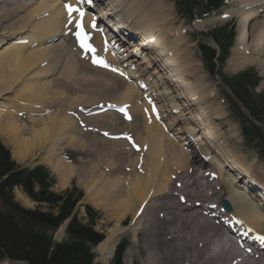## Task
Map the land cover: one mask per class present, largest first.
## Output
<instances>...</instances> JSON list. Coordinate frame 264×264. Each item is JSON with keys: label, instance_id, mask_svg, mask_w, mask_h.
I'll return each mask as SVG.
<instances>
[{"label": "bare ground", "instance_id": "1", "mask_svg": "<svg viewBox=\"0 0 264 264\" xmlns=\"http://www.w3.org/2000/svg\"><path fill=\"white\" fill-rule=\"evenodd\" d=\"M66 1L70 2L72 5L78 4V0H66ZM236 1L238 2L237 9L226 12L223 15V17H227L228 15L235 13L236 15L239 16V20L241 21V27L236 37V43L233 45V48L231 49V54L226 62L228 63V65L231 63V62L229 63V61L235 62V60L237 59L238 61H240L241 58L242 60L244 59L245 61H247L248 59L246 56H249L248 55L249 53L246 54V51L248 50V48L254 47L252 46L254 45L253 43L254 40L258 39L260 41L259 44L264 41V20L260 19V18L264 19V0H239V1L236 0ZM60 3H61V0H15V1L14 0H0L1 10H3L4 8L7 9L12 5L14 6L15 4H19L22 7V8L20 7L21 10L24 7L23 4L27 6H31L24 11L20 10L21 12H23L22 15L27 16L26 18L27 24L23 26L20 23L21 25L19 24L18 26L17 23H19V21L17 20L18 22L16 24H17V27L19 28L13 27V25L11 24L12 18L10 14L7 13L5 10L2 11V14L0 15V48H1L0 51H4L8 49L10 50L12 54L17 55L19 58L20 56H24L22 59L29 60L28 66L33 65V62L35 60L34 54L27 52L25 47H20V48L10 47L9 44H7V42L5 41L7 38L9 39L10 42H13V41L21 42L22 41L21 39L30 40L32 33L36 35L37 37H39L40 40L44 39V41H42L41 43H38L35 47V54L37 56H40L43 54L47 56L55 55L56 53H53L54 51H57V54H59L61 51H64L62 48H59L57 45L55 46L46 45L47 40L51 38L54 39L55 37L59 38L60 36H63L65 34L64 29L66 28L69 30V32L72 35H74L73 24H69L67 22V17L64 15L62 5ZM137 5H138L137 0H95L94 2V6H96L99 9L103 8L102 10H99V11H100V15L102 19L106 20V24H111L113 21H115V15H114L115 12L117 13L118 16H121L120 21L123 26L122 35L124 36V38L130 35V37L132 38L134 37L138 43L129 42L130 46H124V43L119 42L121 41L120 39H117L111 33L106 32L107 31L106 24L105 26L103 25L104 26L103 36L100 35V33L98 32H92L89 30L87 31V33L90 34V38L88 42L91 43L93 47L95 48L96 50L95 55L97 57H102L105 61H107L106 59L107 56H113V63H114L115 69H118L117 74H119L121 77H123L126 80V82L129 83L128 86H126L128 88L127 89L128 91L127 92H125L126 90L123 91V94L127 97L125 98L124 96L123 98H125L126 100L125 99L122 100L121 98L118 99L115 97V96H118V92H117L118 90L117 89L114 90L117 93V95H114V92L109 84L112 82V80L109 77L111 73L104 72L103 70L104 66L99 65V64H94L92 62L93 55L91 52H85V53H89L90 58H91V67L86 65L87 66L86 69L87 71H90L93 74L100 73L99 76H101L103 78L102 80L105 81L103 85H100V88L102 91H104L105 96L110 95V97H108L110 99L108 100L107 98L106 102H104L103 100L104 102L103 103L101 100V99H106L105 96L99 97L100 99L97 98V102L98 101L100 102L101 100L100 103L103 106L106 103L117 104V105L125 104L127 105L128 109L130 110V113L133 116H138L136 111H139V109L141 111L142 108H145L142 106L143 105L146 106L145 104L142 105V102L140 103V100L143 97L144 98L143 102L148 101L149 103L154 105L159 121H163L166 123L159 125V123L156 120H154V118L152 119V116H150L151 114L146 113L147 111L143 109L144 114H146L145 116L148 117V125H146L147 127L145 126L147 130L146 128L144 129L152 137L150 138L148 134H144L142 136V139L144 136L145 137L147 136V138L144 137L145 139L141 141L140 140L141 136L139 137L133 134L135 142L140 141V142H143V144L140 143V145L142 144L143 146L144 144H146L147 146V149L142 156L144 158V162L139 167L142 170L141 171L139 170L140 172H138L137 175H135L134 179H131L130 181H128L127 184L125 183L126 187L125 186L122 187L121 185L122 183L120 185L119 184L116 185V186L119 185L117 189L118 192H120L121 194L123 193L122 195L125 194L124 196H127V198L134 197L135 200H133L132 203L128 202L129 204L125 208L123 207L124 214L122 213V210L120 211L118 209V211H120L119 212L120 217L117 223L115 224L114 227L108 230L107 235L105 236L106 238L105 239L103 238L104 240L101 239L100 243L98 242L96 244L98 245L97 249L100 250V256L101 258L103 257L104 259H106L109 254L110 256L112 255V253L114 252V248L116 247V244L119 241L120 235L125 230L130 228L129 226H125V225H124L125 227H122V225L120 224L122 220L124 219L123 217L130 213L131 219H132L130 221L131 224H134L136 226L137 224L139 225L141 224V227L143 226L142 229H139L140 231L139 234L142 237V240H139V241H142V244L144 243L147 248V249L144 248L145 258L148 259L147 264H264L263 259L256 260V258H258L257 255L262 256L264 258L262 253L259 254L257 252L256 254H252L250 251H248V249H247V252L243 249L245 254L242 255L240 253L241 249L237 248L235 244L232 243L234 241L232 237L230 236V234L228 233V229L222 226L224 223H222L221 221H220L221 224L214 222V217H212L218 212H220V209H221L220 201L224 199L233 207L232 212H230L229 215L227 216L228 219L226 222H228L229 220H232L234 222V225L238 224V227L240 226L241 232L243 234L247 232L249 235L251 234V236H258L259 239L260 237H264V200H262V198H264V188L261 187L260 190L256 191L257 193L251 192L252 195H248L244 191L245 189H247L248 183L251 184L252 186L256 184L260 185L261 183L264 186V179L256 181V178L258 179V177L256 176V174L254 175H252V173L250 174V170H249L250 166L246 167L242 165L244 164V161L239 156H233L234 154H239L238 153L239 149L237 150L233 149V154H231L232 157L228 155V158L231 159L230 162L233 164L231 165L227 163V166L229 169L233 168L235 172L239 173V175L241 176L238 177L239 179L235 177H231L224 170L223 165L226 164V162L223 163L222 159L220 158L216 159L214 156L211 157V153L208 150V148L206 146H203L204 143H202L201 140H203L204 137H201V138L195 137L196 134H194V132L195 130L199 129V125L196 128H192L188 126L189 125L187 121L188 119H186L188 118L186 117V114L188 112L186 113L185 111L187 108H190V107L194 108V106L200 105L201 103H203V101L208 102L207 95L210 94L212 91L206 92L205 89L203 88L202 83H198L200 82V79L195 78L196 77L195 73L199 71L196 65L194 64V62L192 61V54L190 50L186 48L185 51L181 52L180 47H179L180 52L178 51V45H180L179 42L182 39V35L181 33L178 32V29H175V31H172L174 34L170 35L171 32L170 31L167 32L168 27L164 25L162 29L161 27H159L162 24H159L160 21H157L156 17L153 14H150V16L146 18L135 17L134 14L136 13L135 10H137L136 8ZM13 9L15 8L13 7ZM13 15H15V13ZM77 15L78 13H75V16ZM24 16H20V17L22 18ZM85 19H86L85 22H87L86 16H85ZM9 23L12 25V27L10 28H8ZM7 25L8 27L6 28ZM246 28H247V31H246ZM24 29H26V32L22 31ZM161 30H164V33ZM168 37L169 39H167ZM170 37H172L171 40H170ZM110 38H116V41L111 40ZM62 39L68 45H71L73 43L71 42L69 38L65 39V37H63ZM105 39H109L106 45L104 44ZM142 41L147 43V48L142 52L143 60L141 63L142 64L144 63L146 67H150L153 62L152 61L153 59L156 64H159L158 67H156V69H153L152 71L153 74L158 75L157 78L155 77L156 83L154 85L150 84V82H152L151 75L144 77L143 71L145 70V67L140 66L139 62L134 63L138 61L136 59V55L138 54V51H140V45L142 44L141 43ZM258 45L257 46L255 45L257 49H258ZM148 50L150 51L153 50L154 53L150 52V54H148ZM179 53H181V55H179ZM241 54H245V55H242L241 57ZM182 60L186 64L187 70L181 64ZM20 64L21 63H19V65ZM237 64H232V67H235ZM248 64H254V63H248ZM262 64H264V61L262 62ZM231 69H234V68H231ZM121 73H123V75H121ZM29 74L30 72L24 75L28 76ZM105 74H108V76ZM112 74L116 75V72ZM164 74L167 77H163L162 75ZM33 78H34V75H33ZM165 78H169L171 81L174 82V86L177 87L175 91L176 93L174 92L175 89L166 90L164 88L163 89L161 88V86L164 83H166ZM130 79H133V83H130L131 81ZM189 79L191 83L187 81ZM24 80H27V78L24 77ZM106 80H109V82H107ZM57 83H55V85ZM148 86H149V90H144ZM33 87H36L35 91H38V90L42 91L43 89V85L41 86L42 89L40 88V86L39 87L33 86ZM44 87L46 86L44 85ZM6 88L7 86L5 87V89ZM35 91H33V93ZM202 91L205 92V96H202V94L199 93ZM38 92L40 93V91ZM38 92H35V93H38ZM182 92H184L183 93V95H185L184 98H186L187 100V101L183 100L185 102L182 103V105L185 106V108L180 107L176 103L174 96L171 95L172 93L180 94ZM31 95H32V92H31ZM112 97H115V98H112ZM157 101H160V106L162 110L156 104ZM83 103L86 108L90 106L86 104L85 101ZM98 104L95 103L94 105L97 106ZM47 105L49 106H45V107L49 109L57 107L58 110H62V107H59V102L57 103L52 102V103H48ZM149 107L150 106L148 105V109ZM198 107L200 108L201 106H198ZM209 107L211 109H215L213 105H211L210 103H209ZM79 109L82 110V112H78L79 114L85 112V109L83 106L79 105ZM96 109L97 108H95L94 110ZM87 110H89L88 113H90V111H92L93 108L87 109ZM201 110L202 108L199 111L201 114L199 118L196 119V121L198 122V124H202L203 126H205V124L201 121L202 118L204 119L205 123L209 120L210 117H211V120H218L222 118L220 117L221 112L219 111H215L214 113L210 114L208 112L210 109L208 110L203 109L202 111ZM172 112H175V114H172ZM62 114H61V117H63ZM105 114L104 115L100 114L101 116L98 115L96 117H92L91 119L88 116L87 119H90L91 121H95V122H103L105 116L115 115L113 114V112H105ZM116 118H120V117H116ZM61 119L62 120H72L66 114ZM110 120L112 121L114 119L111 118ZM125 121L127 120L125 119ZM129 122L133 123L135 121L134 120L132 121V119L131 120L129 119ZM141 122L143 123L142 120ZM153 123H155L157 127H154ZM178 123H179V127L178 126L174 127ZM172 125L174 128L172 127ZM36 126H39V124H37ZM90 126L91 125L88 122L85 125V127H90ZM131 127L132 126H129L127 127V129H131ZM149 127L156 130L155 135H152L150 133ZM46 128L48 129V131L44 132L43 135L40 136L43 139H44V136L47 135V133L50 134L49 127L47 126ZM35 129H36L37 134H35V132L34 133L32 132V134H35V135L33 136V138L32 137L30 138L32 141L31 140L29 141H31L32 143H29L27 147L31 145L32 146L38 145V143H36V140L40 139L39 134L42 133L43 130H45L42 126L41 127L39 126L38 128H35ZM168 129H169V132H166ZM213 129L214 128L206 132V135L208 136L205 135L206 136L205 139H208V138L218 139L216 135H214ZM160 130L162 133H160ZM112 132H109V133H112ZM161 134L163 135L159 136ZM192 138H194V140ZM179 139H183L182 143H179ZM60 140H61L60 136L54 137V139L52 138V140L49 143H46L47 142L46 141L45 142L46 144H44L45 146L42 145L40 146L39 149H44L43 151H45V154L42 157L43 161L45 160L49 164V166L61 177V179L62 177L63 178L71 177L70 180H72L74 179V176L72 173L79 174L80 169L70 167L68 168L67 171L65 170L66 172L64 173L63 171L64 162L58 157L60 151L63 148ZM192 140L193 142H195V144H193ZM88 142L90 143V141ZM118 142L123 143L119 140ZM109 143L114 144L115 142H109ZM193 145L198 148V156H200L199 158L194 157L195 150L188 151V149L186 148V147H193ZM136 146H139V145L137 144ZM23 149H21V151H24ZM116 152L121 153L122 150H119V149H116V147H113L112 153L116 155ZM208 155H209V160L207 158V161H206V158L204 157ZM97 156H99V154H97ZM102 157L104 158V156ZM102 157L101 158L99 157V158L102 159ZM124 158L126 159V157ZM142 159L141 161H143ZM100 162L104 163V161H101V160ZM205 162H207L206 164L213 165L217 172V175H218L217 185L218 186L214 185L212 187L209 186V188H207L210 196L218 195L217 197H207L208 195L206 193L205 188L203 187L202 182L203 183L208 182L206 179H209V181H213V182L217 181V178L216 180H211L209 176H207V175H213L211 171L207 175H204V178L206 179L201 181L200 170ZM97 163L100 164L99 161ZM124 163L126 164L127 162H124ZM128 163L130 162L128 161ZM206 164L204 165V169H206ZM252 166L256 169L262 170V167L260 166H256L254 164ZM128 169H132V167ZM248 170H249V173H248ZM205 171H209V170H205ZM98 172H99V169H98ZM99 176H101L100 179H104L105 177L101 174ZM233 176L235 175L233 174ZM191 177L193 179L190 181ZM92 178L94 180V177ZM123 178L124 177H122L121 180ZM247 178L249 179V182L245 181L247 180ZM98 179H96V181H98ZM113 179H116V178H113ZM110 181L112 183V180L109 179V182ZM113 181L114 183H117L115 182V180ZM177 181H179V184L177 183ZM238 181H241V183H239ZM123 182H126V181H123ZM243 182L245 183L243 184ZM174 183L176 184L177 187L174 185ZM178 185L180 187H178ZM102 186L103 185L101 183L100 187ZM123 188H125L124 189L125 191L123 190ZM110 191H108L107 194ZM223 192H225L226 194L224 195ZM101 193L102 192H100V194ZM219 193H222L223 195L219 196ZM180 194L181 196L184 197L183 203L177 200L178 195L180 196ZM97 196H100V195L98 194ZM111 196H112V192H111ZM254 196L260 197L259 201H256ZM101 198L103 197L101 196ZM103 199L105 200L109 198H103ZM208 199L215 200L214 202H212V203L217 204L215 206V209L210 208L209 205L212 203L210 202H208V204L204 203ZM115 202L119 203L120 204L119 206L121 207L122 206L121 204L124 202V200L121 199L120 195H115ZM139 207L144 208V214L141 216V220L139 217L137 218V215H136V211ZM116 208H119V207L116 206ZM220 218L221 219L219 220L224 219L223 215ZM142 222L144 223V225L142 224ZM135 227L132 229L133 236H136L137 231H138V227H137V231L135 230ZM248 239H249V236H247V240ZM135 241L138 242L137 236H136ZM229 242L231 243L229 244ZM226 247L228 248V250L226 249ZM255 247L258 248V244L255 245ZM137 250L139 254H141L142 264H144L143 252L142 250H139L138 248ZM237 255H240L241 257ZM245 255H248V256H245ZM7 261L9 263L13 262L10 259H7ZM4 262L5 261H3V263L1 264L7 263V262L5 263ZM123 263L125 264L124 260H123ZM14 264H22V263H14Z\"/></svg>", "mask_w": 264, "mask_h": 264}, {"label": "rangeland", "instance_id": "2", "mask_svg": "<svg viewBox=\"0 0 264 264\" xmlns=\"http://www.w3.org/2000/svg\"><path fill=\"white\" fill-rule=\"evenodd\" d=\"M152 1L153 0H150V1L149 0L148 1L137 0L138 5L136 6L137 10H135L136 13L134 14V16L137 18H141V17L146 18V17H149L150 14H153L156 17L157 21H160V23L159 22H157V23L162 24L159 27H161V29L163 28V25L168 27V30L167 29L166 30H167V32L168 31L171 32L170 35L174 34L172 31H175V29H178V32L181 33V35H182V39L179 42L180 45H178V51H179V47H180L181 52L185 51L186 48H188L190 50V52L192 54V61L194 62V64L196 65V67L198 68V71H199V72L195 73V75H196L195 78H200L203 80L202 85H203V88L205 89L206 92L212 91L210 94L207 95L208 102L203 101V103L198 105V106H201L200 108L197 105L194 106V108L193 107L190 108L191 109L190 112L186 114V117H188L187 118L188 121H190L189 126L192 128H196L199 125V129L195 130L197 138L208 136V135H206V132L208 130H211L212 128H214L213 129L214 135H216V137L218 139H216V138L215 139L208 138L207 140L204 139L205 140L204 142H206V144L210 145V147L207 146V148L210 150L212 157L214 156L216 159L220 158V159H222L223 163L226 162V163H229L232 165V163L230 162L231 159L228 158V155H230L232 157L231 154H233V149H236V150L239 149V151H238L239 154H234L233 156H239L244 161V164H242V165H244L246 167L250 166V169H249L250 174L251 173H252V175L256 174V176L258 177V179L256 178V181L264 179V150L262 149L264 146L263 145L264 144V139H263L264 138V135H263L264 134V127L262 125H259L261 122L260 123L257 122L255 119H253L252 117H250L247 114V110L245 108H243L242 103L236 99L235 94L233 92H231V90L225 85V83L221 79L222 77H232V76H239V75L245 74L246 79L248 80L251 78V83L253 84L250 86V88H247L249 93L252 95L261 94L264 97V82H263L264 81V78H263V76H264V64H262V62L264 61L263 60L264 59V41L259 44L260 41L258 39L254 40V42H253L254 45L251 44L254 47L248 48V50L246 51V54L249 53L248 54L249 56H246L248 59L247 61H245L244 59L242 60V58H241L240 61H238V59L235 60V62L229 61V63L231 62L229 65H228V63L224 62L222 64V71L220 73V78L211 77L207 74V72L205 71V69H204V67L200 61L199 52L197 50V43L201 42V40H202V42H205L208 44H212L213 42L211 41L210 37H204L200 34L209 33L212 29L223 26V24L226 23L228 26L232 27V30L230 32H228L225 37L229 41H233L232 45H234L236 43V37H237L238 31L241 27V21L239 20V16L235 15V13H234V14L228 15L227 19H225V20H223L221 18L223 17V15H222L223 13L237 9L238 2L236 0H224L223 4L216 11H213V12L206 14V15L202 14L201 17L197 16L193 20L188 21L190 23V24H188L184 19H182L185 17L178 14V8L176 7V6H178L182 10H186L187 7H189L188 4H186V3L182 4L181 2L177 1L176 6H175L173 0H160V1L155 0L153 2ZM23 6L24 7L22 10H21L22 7L19 4H15L14 6L12 5L7 9L6 8H4L3 10L0 9V15L2 14V11L5 10L7 13L10 14V16L12 18V23L11 22L10 23L13 25V27L19 28V27H17V24H18V26L20 23L23 26L27 24V19H26L27 16L22 15L23 12H21V11H24V10L28 9L29 7H31V6H27L25 4H23ZM13 7L15 9H13ZM133 10H134V8H133ZM13 11H15V12H13ZM108 12H110V11H108ZM150 12H152V13H150ZM14 13H15V15H13ZM141 13H142V15H141ZM144 14H146V15H144ZM114 15L116 16L117 13L115 12ZM186 15L189 18H192L191 14H186ZM20 16H24V17H22L24 20ZM220 16H221V18H219ZM19 18H20V20L22 19L23 21L22 20L20 21ZM260 19L264 20L263 18H260ZM17 20L19 21V23H17L18 22ZM10 23H9V27L7 25L6 28L12 27V25ZM198 24H199V26H197ZM161 31L164 33V30H161ZM199 31H201L200 34H198ZM202 31H205L206 33L202 32ZM246 31H247V28H246ZM7 33H9V32H7ZM199 35H200V37H199ZM199 38H201V40H199ZM65 39H68V38L65 37ZM167 39H169V37ZM171 39H172V37H170V40ZM250 42H252V41H250ZM52 45L55 46L56 44H52ZM249 45H250V43H249ZM255 45L256 46L258 45V49ZM24 46L25 45L18 46L17 48L24 47ZM59 48H61V47H59ZM0 50H1V48H0ZM58 52H60V51H58ZM10 53L11 52L8 49H6L4 51H0V75H1L0 76V91H1L0 92V98L1 99H3V97L5 99H10L12 103H14L15 101H24V102L32 103L31 107H33V108L39 107L38 108L39 110H42L44 105L49 106V105H47L48 103L59 102V107H61V105H64L65 109L72 110L75 107L74 102H75L76 97H79L82 100L83 97H85L88 94V91H90L92 89L91 87L85 88L82 85H89V86L96 87L97 89H93L91 91L93 94L96 95V97L98 99H100L99 97L105 96L104 91H102L100 88V85H103L105 82L104 80H102L103 78L101 76H99L100 73L93 74L91 72V75L93 76V78L96 79V80H92V81L87 79V78H76V77L70 78L71 74L73 72V68L76 67V63L70 57L65 56L63 51H61L59 54H57V51L53 52V53L57 54V55L56 54L54 55V60H55L54 68L57 67V65L60 63V61L62 59L65 60L64 66L62 68V74L64 75L66 72H68L67 81L69 84L73 81H76V80L79 81L81 84V85H70L69 87L72 89V92L67 91L68 88H66L64 85L65 78L62 77L60 69H58V72L54 75L55 78H52V81L49 84H47V82H45L46 80H42L43 83L31 82V83H24L25 84L24 85L18 79L20 78V79L24 80V77H25L24 74H28L31 71L33 65L28 66L29 60L22 59L24 56H20V58H19L17 55H14L12 53L10 54ZM86 55L90 57L89 53H86ZM92 55H93V53H92ZM179 55H181V53H179ZM242 55H245V54H241V57H242ZM242 61H243V63H242ZM19 63H21V64L19 65ZM244 63H245V65H244ZM248 63H254V64H248ZM181 64L187 70V66L183 62V60H182ZM232 64H237V65L235 67H232ZM41 65H42L41 66L42 68L45 67V63L41 64ZM231 68H234V69H231ZM87 72H90V71H87ZM105 75L108 76V74H105ZM109 77L112 80V82L109 84H110V86L114 92V95H117L116 91H114V90L115 89L118 90L117 91L118 96H115V97L118 99L121 98L122 100L127 98L123 94V91H125V90H126L125 92L128 91L127 90L128 88L126 87V86H128V84L124 83V81L121 80L119 77L115 76V74L111 73V75ZM69 78H70V81H69ZM106 81L109 82V80H106ZM55 83H57V84L55 85ZM20 84H22V85H20ZM27 84L28 85L34 84L31 87H28L30 89L34 88V89H32L33 91H35V88H36L33 86H37V87L40 86V88L42 89L41 86L43 85L42 90L44 91V94H43V97L40 101L37 102L36 100H33V99H28V100L24 99L23 100V98H20V92H17L15 90V88L21 89L22 87H25ZM44 85L46 87H44ZM6 86H7V88L5 89ZM28 88H26V90L21 92L22 96L25 93L31 95V92H32L31 96L36 97V98H41V96H42L41 90H38V91H40V93L38 91H35L38 93H35V92L33 93V91L28 89ZM199 93L202 94V96H205L204 91L199 92ZM174 94H172V95H174ZM124 96H125V98H123ZM108 97H110V95L105 96L106 99H101L102 102H103V100H104V102H106ZM115 97H112V98H115ZM1 99H0V102H1ZM109 99L110 98H108V100ZM231 99L234 101V103H235L234 105L230 101ZM29 100H31V101H29ZM101 100H100V102H101ZM44 102H45V104H44ZM83 102L84 101H81V103L78 104L76 107L79 108V105L83 106L85 109V112L81 113V114L78 113V115H79V118L81 121H84L86 123L88 122L91 126L99 125L101 127H106L107 130H110L109 132H111V131L117 132V131H119L120 127L111 123L110 119L111 118H113L115 120L117 119L120 122V124L127 122L125 120H122L121 118H116L119 116L115 113H113V114H115L114 116H112V115L105 116L103 122L91 121L90 119L92 117H96V116L95 115L89 116L90 119H87L88 117H84V116H88L89 110H87L88 108H86L84 106ZM100 102L98 101V102H96V104H98ZM141 102H142V105L143 104L146 105V106H144V105L142 106L145 108H142L141 111H140V109H139V111H136L138 116H133L132 114L130 115V120L132 119V121L134 120L135 122H133V123L131 122L129 124H123V125L126 126V128L129 126H132L131 129H129V130L133 131L134 135H137L139 137L141 136L140 140L143 141V139L147 138V136L146 137L144 136L145 138L143 137V139H142V136L144 134H148V132L146 131L147 130L146 125H148V121H145L143 119V117H144L148 120V117L145 116L146 114H144L143 109H145L147 111L146 113H149V114H151V113L148 109L147 103L140 100V103ZM183 102L184 101L181 102V100H180V102H179L180 105ZM209 103L211 105H213V107L215 109H211L209 107ZM156 104L161 108L160 101H157ZM14 106L16 109H19V108H23L24 106H26V104L23 102H17V103H15ZM201 108H202V110L203 109H205V110L210 109L208 111L210 114L214 113L215 111H219V112H221L220 117H222V118H220L218 120H211V117H210L206 123H205L204 119L202 118L201 121L205 124V126H203L202 124H198V122L196 121V118H199V116L195 117V115L199 114V110ZM161 110H162V108H161ZM53 111L54 110L51 109L50 111H47L46 113H50ZM63 114H64V112H63ZM63 114H62V116L64 117L65 114L64 115ZM104 114L105 113H103L101 115H104ZM71 115H72L71 117L68 115L67 116L72 119L74 117V114L71 113ZM101 115H99V116H101ZM150 116H152V115H150ZM258 116L261 119H263V117L260 114ZM241 117L246 118L245 124H247V126H248V135L246 138H244L242 135L243 125L242 124L240 125V123H239ZM14 118L19 119L21 122L15 120ZM37 119H38V117L35 116V112H30L28 109H22V110L14 111V109L12 107L0 108V140H2L3 143L6 146H8L11 158L16 163H18V166H20L21 168L28 170L27 168L31 167L32 165H36V164H42L46 167H49L51 174H52V177L54 178V182H55V184L52 188L54 191H61V189H63L65 186H67L71 182H73L76 185V187L80 188L84 193V198L82 199V202L90 204L96 210L98 209L101 212L102 218L99 217L96 220V223L100 221V226H102L105 229V236H106L108 230L110 228L114 227L115 224L117 223V221L120 217L119 212L122 210V213H123L124 208L129 203H132L133 200H135L134 197L133 198L132 197L127 198V196H124L125 194L122 195L123 193L121 194L120 192L117 191V189L121 183H122L121 184L122 187L125 186V183H127L131 179H134L135 175H137V173L142 170L141 168H139L140 171L139 170H138V172L134 171L140 165L141 162H144V158L142 157V154L141 153L135 154V152L131 153V152L126 151L122 147L114 146V147H116V149L122 150V152H121L122 154L119 152H116V155H114L112 153L113 147H110V146L104 147V145H106V144L101 141V138H100L101 136H99L98 134H94L93 136L95 138V143L97 144V146L100 148L103 147L102 150L99 151L100 153L99 152L97 153L96 148L91 147V146H93V143L91 141H90V143L88 141H86L87 137L91 134H88V133L80 134L79 132L78 133L75 132L74 127H73V123L70 124L69 128H63L62 125H60L59 129H57V127L52 128V127L48 126L50 129V134L47 133V135L44 136V139L40 136H42L44 132L48 131V129L46 128L47 126L44 127V126L39 124V126L40 127L42 126L45 130H43V132L39 134L40 139L36 140V143H38V145H36V146L31 145V146L27 147V145H29V143H32L31 142L32 140L30 138L31 137L33 138V136L35 134H37L35 128H38L39 126L34 125V121H38ZM152 119H153V117H152ZM109 120H110V122H109ZM141 120L143 121V123L141 122ZM62 122H63V120L61 119L60 123L62 124ZM252 125L262 127L261 131H259L258 134L255 133ZM153 126L157 127L155 125V123H153ZM176 126L179 127V123L176 124L174 127H176ZM172 127H173V125H172ZM144 128H146V130ZM150 128L151 127H149L150 133L152 135H155L156 130H154L152 128L150 129ZM67 129L71 130L69 134L66 133V131H65ZM158 129H159V127H158ZM145 131H146V133H145ZM32 132L33 133L35 132V134H32ZM160 133H162L161 130H160ZM162 135L163 134H161L159 136H162ZM201 135H203V136H201ZM58 136H63L62 141H65L66 138H68V142H63L64 145H66L67 143H74V142L79 145L78 148H76V151L74 152V156L70 155V157L73 159V162L70 164L72 166L63 165V167H64L63 171L64 172H66L68 170V168H70V167L80 169L79 174L72 173L74 176V179H72V180H70L71 177H64V178L62 177V179H61V177L49 166V164L45 160L43 161V159H42V157L45 154V151H43L44 149H39L40 146H42V145L45 146L44 144L49 143L52 140V138L54 139V137H58ZM149 137L151 138L152 136L149 135ZM50 138H51V140H50ZM29 140H31V141H29ZM226 140H227V142H226ZM83 141H86L91 146L87 147L86 145H84V147H83L82 146ZM181 141L182 140H180V143H181ZM208 141H209V143H208ZM116 142H118V141H116ZM202 142H203V140H202ZM140 143L143 144V142L137 141L138 145ZM107 144H111V143L108 142ZM142 144H141V146H142ZM194 144H195V142H194ZM21 146H22V148H21ZM65 148H66V146H64L63 150H65ZM21 149H23L24 151H21ZM25 150H27V151H25ZM188 150H191V149H188ZM97 154H99V156H97ZM100 155L104 156V158ZM117 155H119V156H117ZM140 156H141V158H140ZM99 157L100 158L102 157V159H100ZM124 157H126V159ZM195 157H198V155L196 154ZM141 159L143 161H141ZM97 160L99 161L100 164L97 163L98 162ZM100 160L104 161V163L100 162ZM127 160L130 163H128ZM124 162H127L126 163L127 165ZM132 163H133V165H132ZM206 163L207 162H205L203 164V166L200 170L201 181L206 179V178H204L205 170H209L206 172H210V171L215 172L216 178H217L216 182L209 181V179H206L208 182H206V183L202 182V184H203V187L205 188L206 193L208 195L207 197H217L218 195L217 196H214V195L210 196L207 188H209V186L212 187L214 185L218 186L217 185L218 175H217V172H216L214 166L206 164ZM205 164H206V169H204ZM253 164L256 166L262 167V170L254 168L252 166ZM114 167H116V168H114ZM131 167H132V169H134V168L135 169L134 170L128 169ZM120 168L123 170H121ZM98 169H99V172H101L102 170L103 171L101 173H99ZM224 170L231 177L236 176V172L234 171V169L231 170V169H228L227 167H224ZM249 170H248V173H249ZM132 172L134 175L132 174ZM129 173H130V175H129ZM94 174H95V176H94ZM100 174L105 176L104 177L105 180L100 179L101 178V176H99ZM233 174L235 176H233ZM109 175H110V177H109ZM128 175H129V177H128ZM92 177H94L95 181L93 180ZM122 177H124V178L121 180ZM192 177L190 178V181L193 179ZM95 178L96 179L99 178L100 180L98 179V181H96ZM113 178H116V179H113ZM109 179L112 180V183H114L113 180H115V182H117V183L112 184L111 181L109 182ZM126 180H128V181H126ZM214 180H216V179H214ZM123 181H126V182H123ZM101 183L103 185L102 187H100ZM104 183L106 186L104 185ZM177 183L179 184V181H177ZM117 184H119V185L116 186ZM174 185L176 186L175 183H174ZM250 186H251V188H250ZM98 187L101 190H99ZM106 187H107V189H106ZM178 187H180V186L178 185ZM243 187H244V185H243ZM259 187L264 188V186L261 183H260ZM252 188H253V186L248 183L247 184V191L245 193L248 195L249 194L252 195V193H251ZM257 188L254 187L255 190H257ZM102 189L105 193L102 191ZM124 189L125 188H123V190ZM108 191H110L109 192L110 194L109 193L107 194ZM113 191H114V193H113ZM100 192H102V193L100 194ZM111 192H112V196H111ZM223 193H224V195L226 194L225 192H223ZM253 193H257V192H253ZM98 194L100 196H97ZM114 194L120 195L121 199L124 200V202L121 204L122 208L119 206L120 205L119 203L115 202V195ZM221 195H223V194L219 193V196H221ZM9 196H10L11 200H13L15 205L19 209H22L23 211L24 210L34 211L33 209L36 207V205H41L40 206L41 210L46 211L45 206L42 205L44 203H35V201H33L27 195H25V193L21 190L20 187L12 186V191L10 192ZM101 196L103 198H109V199L104 200L103 198H101ZM180 196H181V194H180ZM254 197H255L256 201H259L260 197H256V196H254ZM178 199H179V195H178L177 200ZM262 200H264V198H262ZM214 201H215L214 199H208L204 203L207 204L208 202L212 203ZM108 203L109 204L111 203L110 204L111 206ZM0 204H1V206H3L2 212L13 213L15 216L18 214L19 209H12L11 207H5L4 203H0ZM114 206H115V208H114ZM116 206L119 208H116ZM230 207H231L230 212H232L233 207L231 205H230ZM118 209L120 211H118ZM129 214L124 216L123 217L124 219L120 223L122 225V227L129 226L131 228V229L129 228V229L125 230L119 237L120 241L121 240L124 241L125 239H127V242H128V244L126 246L127 248H125L126 251H124L125 253L123 255L124 256L123 260H124L125 264H142V258H141V254H139V252L137 250V248H138L139 250H142V252H143L144 264H147L148 259L145 258V250H144V248L145 249H147V248H146L144 243L142 244V241H139V240H142V237L139 234L140 233L139 229H142L143 226L141 227V224L140 225L137 224V226L134 224H130L131 214L130 215ZM78 217L80 218V215H78ZM140 220H141V218H140ZM68 221H69L68 218L67 219L65 218L60 223L59 227H56L55 229L52 230L53 232L47 231V232H49V234L51 233V237H53L52 240L54 242L58 243L63 239V237L65 236V227H66ZM124 222H125V224H124ZM142 224L144 225L143 222H142ZM134 227H135L136 231H137V227H138V231H137V235H136L138 237V242L135 241L136 236H133V233H132V229ZM103 228L98 227L96 225V229L99 231H101L100 229H102V232H104ZM50 229H52V227L46 226V228H45V230H50ZM105 238L106 237H104V239ZM230 243L231 242H229V244ZM232 243L234 244V242H232ZM246 244H248V243H246ZM248 245H250L249 247L251 249L253 248L251 244H248ZM97 246L98 245H95L91 249V251L94 253L93 255L95 256V258H94V261L96 262L95 264H111V261L113 260V256H112L113 253L111 256L109 254L106 259H104L103 257L101 258L100 250L97 249ZM238 247H241V246H238ZM226 249L228 250L227 247H226ZM5 253H6L5 251H1V249H0V264L3 263V261L7 262L6 264L9 263L7 260H4V259H10L9 257H6L7 254H5ZM240 253L242 255L245 254V252L242 250H240ZM237 256L241 257L240 255H237ZM245 256H248V255H245ZM257 256H258V258H256V260H258V259L264 260V258L262 256H259V255H257ZM10 260H12V259H10ZM14 263H17V261L14 260ZM14 263L10 262L9 264H14Z\"/></svg>", "mask_w": 264, "mask_h": 264}, {"label": "trees", "instance_id": "3", "mask_svg": "<svg viewBox=\"0 0 264 264\" xmlns=\"http://www.w3.org/2000/svg\"><path fill=\"white\" fill-rule=\"evenodd\" d=\"M220 1L204 0V5L209 7ZM209 53L213 54L212 51ZM232 78L236 81V77ZM239 97L238 100H241L252 116L256 117L260 113L264 117V97H252L247 88L244 96ZM52 184L53 178L45 168L37 166L26 170L16 166L8 151L0 144V203H4L5 207L19 209L9 196L12 186H17L35 203H44L42 205L46 208V211H42L41 205H36L34 211L19 209L15 216L13 213L2 212L3 206L0 204L1 251H5L12 260L28 264H94L91 249L103 239V234L95 229L98 213L84 206L83 218H79L78 212L73 211L80 194L74 190L56 194L50 191ZM65 218H70L65 236L56 243L47 231L59 227ZM46 226L52 229L45 230ZM123 249L124 244H119L111 264H123Z\"/></svg>", "mask_w": 264, "mask_h": 264}, {"label": "snow or ice", "instance_id": "4", "mask_svg": "<svg viewBox=\"0 0 264 264\" xmlns=\"http://www.w3.org/2000/svg\"><path fill=\"white\" fill-rule=\"evenodd\" d=\"M90 2V0H89ZM64 8L66 9L67 11V15H68V23L71 24V23H75V28H76V31L74 32V35L76 36L77 38V41L80 45V47L82 49L85 50V52H91L93 53V60L92 62L94 64H99V65H102L104 67H108L109 65L107 64V62L102 58V57H97L95 55V48L93 47V45L91 43H89V38H90V34L87 33L85 30H84V26H83V21H82V17L84 16V12L81 8L77 7V6H73L72 4L70 3H65L64 4ZM73 13H78L79 14V17L81 19H76L75 21H73L72 17H73ZM92 27H95V23H93ZM113 71H118V69H115L113 68L112 69ZM121 75H123V73H121ZM126 107V106H125ZM120 111H124V108H121ZM153 111H155V108L153 107ZM125 116H127V113L125 112ZM130 119V117H128ZM105 135H107V133H105ZM129 139H131L129 137ZM261 240H264V237H260Z\"/></svg>", "mask_w": 264, "mask_h": 264}, {"label": "water", "instance_id": "5", "mask_svg": "<svg viewBox=\"0 0 264 264\" xmlns=\"http://www.w3.org/2000/svg\"><path fill=\"white\" fill-rule=\"evenodd\" d=\"M222 206L226 209V210H229V204L227 203V201L226 200H223L222 201Z\"/></svg>", "mask_w": 264, "mask_h": 264}]
</instances>
